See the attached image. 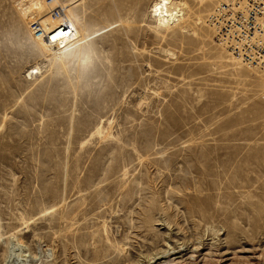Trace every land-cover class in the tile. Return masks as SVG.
Returning <instances> with one entry per match:
<instances>
[{
  "label": "rangeland",
  "instance_id": "obj_1",
  "mask_svg": "<svg viewBox=\"0 0 264 264\" xmlns=\"http://www.w3.org/2000/svg\"><path fill=\"white\" fill-rule=\"evenodd\" d=\"M15 1L0 0V264H264L244 226L264 214V73L217 39L218 0H175L187 14L159 29L157 0H60L86 27L60 58Z\"/></svg>",
  "mask_w": 264,
  "mask_h": 264
},
{
  "label": "bare ground",
  "instance_id": "obj_2",
  "mask_svg": "<svg viewBox=\"0 0 264 264\" xmlns=\"http://www.w3.org/2000/svg\"><path fill=\"white\" fill-rule=\"evenodd\" d=\"M16 1H15L17 4L16 8L18 9V13L21 16V18L23 19L25 25L27 26V28L30 32L31 38L33 39V42L36 45L37 52L39 51L41 54H43L47 57L52 56V57L60 58L61 55L65 52V50L68 48L69 45L78 44V47H76V48H80L79 45H81L83 38H86V37H84L85 34L83 32V29L84 28L86 29V27L83 28L82 24H80L78 16L76 14L77 12L73 11L74 9L71 8L70 3L69 4H63V3L61 4L60 0H52L53 6H51L49 9L46 6V0H16ZM100 1L101 0H99L98 2L96 0L94 1V2H96V5L98 7H99L98 4ZM219 1L220 0H218L217 2H219ZM105 2L107 3V0H105ZM105 2H103V3H105ZM74 3H76V2H74ZM114 4H113L112 8L115 6ZM118 7H119V5H118ZM152 7H153V9H152L153 15L156 17V20H157L156 22H158V24L155 25L156 29H159L163 26L170 25L172 22L174 23V22L178 21V18L181 14L184 15V14H187V12H188L187 11L188 5L185 4L183 1L157 0L153 3ZM82 8H84V7H82ZM115 10H114V13H112L114 15H116L115 13H117ZM80 11L82 13L84 12L82 9ZM108 12H109V10L106 12L109 15ZM200 19H202V18H200ZM209 19H210V17H209ZM83 22H84V20H83ZM81 23H82V21H81ZM86 23H88V22H86ZM210 23H211V27L215 30L212 22H210ZM94 24H96V23H94ZM94 24H92V25H94ZM92 25H90V27L87 25V28L89 27L91 30ZM79 50L80 49H78V51ZM74 51H75V49H74ZM167 52H169V51L167 50ZM229 53L231 54V56L234 59H236L237 61H239L245 65H247L242 60H240L235 55H233L231 53V51H229ZM80 54H82V53H80ZM71 56H72V54H71ZM88 57L90 58V56H88ZM55 60L56 59H54V61H53L54 63H55ZM247 66L251 67V68H255V67L250 66V65H247ZM90 72H91V70H90ZM85 73H86V71H85ZM99 130H100V127L96 129L97 132ZM250 217L251 216H247L248 222L244 226L252 228L254 235L259 234V233L261 234V232L264 233V214L261 213V214H258L256 217H253V221H251ZM229 232H231V230ZM241 233H243V232L241 231ZM229 234H231V233H229ZM235 234L236 233H234V231H233V234H231V235L235 236ZM226 242H227V240H226ZM195 249H196V247H195ZM157 254L159 255V253H157ZM160 257H162V256H160Z\"/></svg>",
  "mask_w": 264,
  "mask_h": 264
},
{
  "label": "built area",
  "instance_id": "obj_3",
  "mask_svg": "<svg viewBox=\"0 0 264 264\" xmlns=\"http://www.w3.org/2000/svg\"><path fill=\"white\" fill-rule=\"evenodd\" d=\"M210 22L220 43L264 72V0H220Z\"/></svg>",
  "mask_w": 264,
  "mask_h": 264
}]
</instances>
